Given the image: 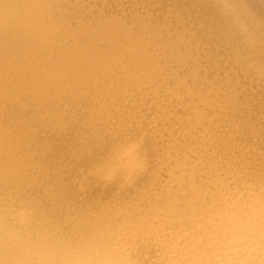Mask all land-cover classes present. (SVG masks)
<instances>
[{
  "label": "bare ground",
  "instance_id": "1",
  "mask_svg": "<svg viewBox=\"0 0 264 264\" xmlns=\"http://www.w3.org/2000/svg\"><path fill=\"white\" fill-rule=\"evenodd\" d=\"M247 3L252 49L214 0H0L9 215L40 202L71 221L80 264H118L128 235L150 264H264V81L235 62L264 60V2ZM4 207L12 264L35 241Z\"/></svg>",
  "mask_w": 264,
  "mask_h": 264
},
{
  "label": "clouds",
  "instance_id": "2",
  "mask_svg": "<svg viewBox=\"0 0 264 264\" xmlns=\"http://www.w3.org/2000/svg\"><path fill=\"white\" fill-rule=\"evenodd\" d=\"M214 2L223 17L229 22V29L235 31L249 49L254 48L256 32L253 30V25L260 22L253 15L247 0H214ZM9 14L18 15L20 12L17 9L5 11V16ZM235 62L245 75L264 81V60L258 59L250 53L243 60L237 58ZM136 146L137 144L134 142L133 148ZM12 196L19 198L16 195ZM0 201L5 203L4 215L9 223H15L14 216L27 217L26 222L32 232V239L35 241L31 252L24 254L27 258L15 260L12 264H80L79 261L67 258L66 249H75L82 245L87 240V236L80 233L71 221L67 224L63 221L58 222L56 217L49 214L45 207L41 208L40 202H29L27 209H19L18 212L9 215L7 204L15 203V199L6 200L4 196H0ZM4 240L13 253L18 252L15 247L9 244L7 236ZM150 243L139 237L121 236L117 242L121 249L118 264H150L149 258L153 252ZM0 264H8V262L0 261Z\"/></svg>",
  "mask_w": 264,
  "mask_h": 264
}]
</instances>
